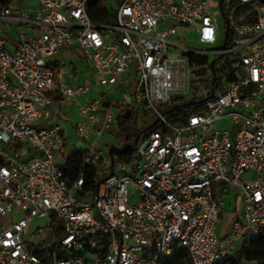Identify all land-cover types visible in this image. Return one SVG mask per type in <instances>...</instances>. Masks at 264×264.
Listing matches in <instances>:
<instances>
[{
  "label": "built area",
  "instance_id": "obj_1",
  "mask_svg": "<svg viewBox=\"0 0 264 264\" xmlns=\"http://www.w3.org/2000/svg\"><path fill=\"white\" fill-rule=\"evenodd\" d=\"M93 1L0 6V264H168L180 248L185 264L228 259L237 242L264 233V0H224L219 49L208 7L220 0H115L114 20L102 24L88 11ZM71 48L91 61L100 86H131L130 106L162 126L143 133L136 159L108 166L88 198L78 196L83 177L69 186L58 164L69 140L49 125L53 96L76 109V133L87 142L117 128L130 106L117 113L114 98L54 69L50 59ZM190 55L215 57L221 79L196 75ZM176 97L206 100L204 113L174 127L160 107ZM225 120L232 126L219 129ZM91 153L96 164L105 156ZM218 190L234 191L243 206L225 235ZM47 218L62 236L33 244L42 229L29 236L30 222Z\"/></svg>",
  "mask_w": 264,
  "mask_h": 264
},
{
  "label": "trees",
  "instance_id": "obj_2",
  "mask_svg": "<svg viewBox=\"0 0 264 264\" xmlns=\"http://www.w3.org/2000/svg\"><path fill=\"white\" fill-rule=\"evenodd\" d=\"M11 0H0V6L9 4ZM88 11L92 20L97 24L111 22L115 18V9L111 8L109 0H94L88 5ZM190 63H197L198 70L195 72L198 76H206L210 70L211 60L208 58L190 55ZM217 62L214 65V76L216 83L220 76L224 73V68L217 69ZM209 64V68L205 66ZM197 84V83H196ZM217 86V84H216ZM200 99L176 97L172 99L171 105L161 106V111L171 113L168 115L170 123L174 127H183L187 125L188 117L191 114H202L205 109L203 104H199ZM150 115V112L143 114L138 108L130 106L126 110H122L117 124V140L118 145L109 148L113 150V158L115 164L129 163L136 159L137 151L143 143V136L139 139L137 147L134 149V144L138 134L145 131L155 121L149 122L145 118ZM143 116V117H142ZM140 119L143 120L144 126L138 127ZM156 129H161V125H157ZM112 165L110 153L106 154L96 164L91 153V149H74L65 158V164L61 166L64 179L69 186H72L79 177H83L84 185L79 189L78 196L80 198L94 197L97 193L98 185L106 168ZM57 234L62 236L61 229H57ZM188 261V253L184 248L176 249L173 257L168 261V264H185ZM243 261L264 264V233L258 238L245 240L241 248L226 260L220 261L217 264H242Z\"/></svg>",
  "mask_w": 264,
  "mask_h": 264
},
{
  "label": "rangeland",
  "instance_id": "obj_3",
  "mask_svg": "<svg viewBox=\"0 0 264 264\" xmlns=\"http://www.w3.org/2000/svg\"><path fill=\"white\" fill-rule=\"evenodd\" d=\"M23 1L24 0H22V2ZM110 3H111L110 4L111 8L116 9V7H117L116 1L111 0ZM237 4H238L237 0H231V6L232 7L236 6ZM218 6H219V3H217V1H216L212 4H210L208 7L209 9L212 8V10L216 12V16L218 17V29H219L218 42L214 46V49L221 48V46L223 44L224 34H225V20L222 17L221 12L218 9ZM7 33L9 35L10 39H12V40L16 39L17 33L14 29L7 30ZM193 37H195V36H193ZM189 45L190 46H196L197 45L196 39L192 38ZM210 59H211V61H213L215 59V57L212 56ZM50 62H52V64L54 65V69H59V67H61L63 65H66V66L71 65V64L77 65L78 67H81L82 72L87 77V79H93L94 78L95 82L99 81V78L97 76L94 77V71L91 67L92 66L91 61L88 59H84L80 52H71V51L65 50L64 53L58 54V55L54 56L53 58H51ZM221 77L222 76H220V79H221ZM192 78H194V77H192ZM128 81H129V79L125 78L124 83L126 84V83H128ZM216 90H223V86L221 85V83L217 84ZM102 91H104L106 94L110 95L112 98L117 100L115 112L119 113L121 109L128 108V106H129L128 105V97L126 96L124 91L114 90L112 87H109V86L103 87ZM190 95L191 96L197 95V89L193 88ZM187 98L190 99V97H187ZM121 100H123L124 102ZM145 119L149 122L155 121L154 117H152L150 115L147 116ZM57 123L62 128H64L66 130L67 137L69 138L68 146L63 149V151L59 154L58 159H57L58 164L60 166H63L65 164L64 156H68L73 149H85L89 146V144L84 142L83 140H81L78 137V135L76 133V129H75V123L76 122L74 119H70L68 121L58 120ZM143 126H144L143 120L140 119V122L138 123V127L142 128ZM231 126H232V124H230V122L228 120H225L223 122H219L217 124V127L219 129H229ZM112 130H109V131H112ZM108 132H107V134H105V136L103 138H99V140H97V143H96V150L100 151L102 153H106V154H109L108 150L110 147L118 145L116 133L114 131H112V133L108 134ZM106 143H108V145L110 147H106L105 146ZM238 207L240 208V204H238ZM230 221H231L230 220V214L228 212L224 213V226H223L224 229H226V227H228ZM53 226L54 225H53L51 218L32 220L30 222V229L28 232L29 236H31L33 234V232L38 230V229H42V234L36 238L35 237H29V240L33 244L42 243V242L47 243V245L54 244L58 239H60L61 236L59 234H57L56 228ZM244 241L245 240H241V241L236 243V246L234 248L235 253L241 248ZM242 264H258V263L243 261Z\"/></svg>",
  "mask_w": 264,
  "mask_h": 264
},
{
  "label": "crops",
  "instance_id": "obj_4",
  "mask_svg": "<svg viewBox=\"0 0 264 264\" xmlns=\"http://www.w3.org/2000/svg\"><path fill=\"white\" fill-rule=\"evenodd\" d=\"M21 3H25L28 7L34 8V7L37 6L38 0H24L23 2L21 0ZM68 51L80 52L77 48H71V49H68ZM64 52H65V50L59 52L58 54H61V53H64ZM58 54H56V55H58ZM63 67H64V69L66 71H68V72L71 71V72L74 73L75 78L72 79V80L69 79V83H71V84L75 83V84H79V85H87V86H89L91 88L92 94L94 96H102L106 101L112 99V97L110 95H108L104 91H102L103 87L99 85V81L95 82L94 78L93 79H87V77L83 74L81 67H78L77 65H73V64L67 65V66L63 65ZM91 67H92V69L94 71L93 66H91ZM95 76H96V74H95V71H94V77ZM124 77H122V78L125 80L126 77L125 78ZM109 87H111V86H109ZM112 88L114 90H116L114 87H112ZM131 89H132L131 86H127L126 88H124L122 90V91H124V93L128 97V105L129 106L131 104V101H130V91H131ZM53 99H54V102L50 106V109L53 112L54 116H53V119L49 122V125H59L57 123L58 120H66V121H68L70 119H74L75 122H76L75 123V129H76V124H77V120H78V113H77L76 109L74 107H72L71 110H69L67 107L62 105L61 102H60V98L58 96H53ZM81 101L83 103H85L87 101V99L86 98H81ZM121 101H123V100H121ZM40 125L42 127H46L48 124L47 123H42ZM62 129L64 130V132H65V134L67 136L66 130L64 128H62ZM109 130H112V131H114L117 134V128L111 127ZM109 130H107L106 132H104L100 136H95L89 142L83 140L84 142L89 144V146L87 148H85V149H91L92 146L96 149L97 140H99V138H103L105 136V134H107V132ZM112 131H109L108 134L112 133ZM68 140H69V138H68ZM105 146L106 147H110L108 145V143H106ZM104 155H106V153H104ZM217 197H218V200H219V203H220V206H221L222 220H223L222 224H221V226L219 228V232L221 231L220 234L221 235H225L228 232V229L230 228V226H231L232 222L234 221V219L237 216H240L242 214L243 206H242L241 201L236 197V194H235L234 191H230L229 193L225 194L221 190H218ZM238 204H240V208L238 207ZM226 212H228L230 214V220L231 221H230L228 227H226V229H224L223 228V226H224V213H226Z\"/></svg>",
  "mask_w": 264,
  "mask_h": 264
},
{
  "label": "water",
  "instance_id": "obj_5",
  "mask_svg": "<svg viewBox=\"0 0 264 264\" xmlns=\"http://www.w3.org/2000/svg\"><path fill=\"white\" fill-rule=\"evenodd\" d=\"M219 9H220V12H221V15L222 17L224 18L225 21H227V17H226V14H225V10H224V0H220V4H219ZM217 59L213 60L210 64V67H211V70L212 72L214 73V65L216 63ZM215 80V79H214ZM214 95V83H213V87H212V94L210 97H213ZM206 100H201L199 101L198 103L199 104H203ZM172 111L174 110H171L169 113H171ZM159 123V120L155 121L151 126H149L145 131L147 130H151L153 128H155L157 126V124ZM145 131H142L138 134L137 138H136V141H135V144H134V149L137 147V143L139 141V139L142 137L143 133ZM110 157H111V161H112V165L114 166L115 165V161H114V158H113V150L111 149L110 150Z\"/></svg>",
  "mask_w": 264,
  "mask_h": 264
}]
</instances>
